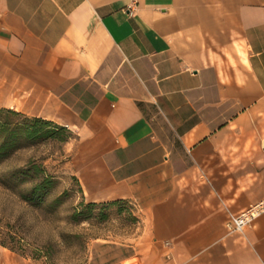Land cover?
Wrapping results in <instances>:
<instances>
[{
	"label": "crops",
	"instance_id": "0c3cea01",
	"mask_svg": "<svg viewBox=\"0 0 264 264\" xmlns=\"http://www.w3.org/2000/svg\"><path fill=\"white\" fill-rule=\"evenodd\" d=\"M0 106L67 126L83 195L134 205L102 264H264V213L226 225L264 198V0H0Z\"/></svg>",
	"mask_w": 264,
	"mask_h": 264
},
{
	"label": "rangeland",
	"instance_id": "374dc122",
	"mask_svg": "<svg viewBox=\"0 0 264 264\" xmlns=\"http://www.w3.org/2000/svg\"><path fill=\"white\" fill-rule=\"evenodd\" d=\"M1 107L2 119L25 120L22 114ZM3 135L2 130L0 147ZM63 142L59 138L30 139L21 134L18 140L2 149L0 241L25 251L30 254L26 257L39 264H86L91 256L101 260L98 264L108 263L127 252V247L118 241H127L129 234L141 231L137 228L139 218L135 207L128 201H119L98 202L90 209L87 204L91 200L83 195ZM30 161L42 164L54 181L40 202H31L21 195L37 180L34 173L8 176L11 170ZM48 252L51 256H47ZM32 254L40 255L33 258Z\"/></svg>",
	"mask_w": 264,
	"mask_h": 264
},
{
	"label": "trees",
	"instance_id": "16d2710c",
	"mask_svg": "<svg viewBox=\"0 0 264 264\" xmlns=\"http://www.w3.org/2000/svg\"><path fill=\"white\" fill-rule=\"evenodd\" d=\"M2 108L3 107L0 106V109ZM6 110L14 114H22L23 116H25V120H4L0 116V132H2L3 130L4 133L0 147V156L3 154L2 149L4 148V146L9 143H14L16 140H18L21 134L30 139L59 138L63 141L69 139L73 135L72 131L67 126L56 121L46 119L41 116H28L21 111H17L11 108H6ZM27 173H34L38 178L32 184L28 192L21 195L31 202L43 201L53 185L54 181L52 180V175L46 172V169L43 168L42 164L30 161L25 166L17 167L11 170L8 173V176L15 178ZM108 202L116 203L119 201ZM97 203L98 202L96 201H91L88 202L87 206L91 209ZM76 216L79 217L78 212H76ZM0 242L5 246H8L12 250H15L25 256L30 255L25 251L19 250V248L14 245H10L3 241ZM39 255L40 254H32L31 256L33 258H39ZM47 256H51V253L48 252Z\"/></svg>",
	"mask_w": 264,
	"mask_h": 264
},
{
	"label": "built area",
	"instance_id": "2783aa9c",
	"mask_svg": "<svg viewBox=\"0 0 264 264\" xmlns=\"http://www.w3.org/2000/svg\"><path fill=\"white\" fill-rule=\"evenodd\" d=\"M264 213V198L250 204L247 208L237 213H231L226 221L230 231L242 232L257 217Z\"/></svg>",
	"mask_w": 264,
	"mask_h": 264
}]
</instances>
